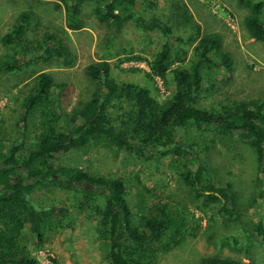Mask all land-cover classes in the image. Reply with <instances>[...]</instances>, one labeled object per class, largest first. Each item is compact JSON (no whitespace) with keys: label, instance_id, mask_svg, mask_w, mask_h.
Instances as JSON below:
<instances>
[{"label":"trees","instance_id":"trees-1","mask_svg":"<svg viewBox=\"0 0 264 264\" xmlns=\"http://www.w3.org/2000/svg\"><path fill=\"white\" fill-rule=\"evenodd\" d=\"M69 3L70 16L66 21L72 31L81 29L78 18L83 0H64ZM107 8L98 5L95 14L100 23L110 22L117 34L133 20L145 32L159 31L166 39L150 63L151 73L164 77L170 69L172 27L158 17L143 18L134 12L135 0H107ZM144 1V0H143ZM147 1V0H146ZM156 0H148V8ZM249 10L244 28L256 41H264V0H237ZM71 3V4H70ZM144 11L147 8L143 7ZM31 12L20 14L16 25L0 40L19 49L16 55L0 60V76L20 71L41 61L54 58L70 63V53L54 36H45L33 46L27 32L34 21ZM193 59L188 68L172 70L175 92L166 104H159L147 88L130 83H116L107 62L90 64L85 74L97 83L88 101L70 114L56 107L53 78L48 73L34 78L32 93L20 107L12 143L0 146V264H40L23 246L24 232L43 243L46 234L62 225L70 209L36 204L32 197L39 190L57 187L74 194L72 210L96 222V233L103 245L105 264H151L164 241H175L185 226L176 222V213L167 205L151 206L144 212L134 210L128 195L131 188L124 178L93 175L87 156L97 147L112 148L117 153L134 155L149 161L156 156H172L174 164L181 162L180 177L190 188L202 208L217 205V213L231 216L236 210L235 196L229 186H218L208 177L206 155L217 142L237 139L249 146L257 157L264 178V98L218 106H199L201 96L211 87L208 75L215 68L232 71L233 60L223 54L217 34L200 37L194 30ZM175 41V42H174ZM176 45V46H175ZM16 50V49H15ZM18 53V54H17ZM218 55L220 58L217 60ZM208 87V88H207ZM127 106V109H126ZM193 133L213 134L210 146L205 140H194ZM100 201V202H99ZM252 241L264 248V224L250 228ZM246 245L233 239L234 251L240 244L248 260L253 243L249 236ZM168 245H170L168 243ZM198 264H244L232 258L207 256Z\"/></svg>","mask_w":264,"mask_h":264},{"label":"rangeland","instance_id":"rangeland-1","mask_svg":"<svg viewBox=\"0 0 264 264\" xmlns=\"http://www.w3.org/2000/svg\"><path fill=\"white\" fill-rule=\"evenodd\" d=\"M99 4L105 6L107 0L97 3L83 0L78 18L89 30L74 33L69 29L68 33L64 27H67L70 11L69 3L64 0H0V39L12 30L20 12L25 9L36 13L33 18L38 19L31 25L28 39L36 45L52 34L66 46L71 58L70 63L60 58L47 63L37 61L20 71L0 76V146H8L16 138L14 132L20 107L32 93L34 78L42 73L52 76L56 86L52 96L56 97L57 109L65 114L91 99L97 89V83L85 74V68L95 61L109 64L116 83L147 88L159 104H166L176 88L172 70L188 68L193 59V46L199 38L194 35L197 26L200 37L219 35L220 51L229 54L233 60L230 73L220 68L209 72L208 85L211 87L201 96L199 106L210 108L220 103L264 98V41H256L248 35L243 22L249 10L237 0H156L150 9L148 0H135L134 12L147 19L160 18L172 27V40L185 41L176 43L178 47L171 52L170 69L163 78L151 73L150 63L165 44L164 36L156 30L139 29L133 20L116 35L115 27L105 28L108 22L97 24L94 10ZM261 18L264 24V12ZM193 38L195 43H189ZM15 51L19 52V49L0 40V60L14 55L21 59L23 66L28 58L16 55ZM216 56L218 60L220 57ZM193 136L191 138L197 141L198 137L204 139L205 146L211 147L213 134L193 133ZM206 156L208 177L218 186H229L235 196L236 210L231 216L219 215L217 205L202 208V201L195 198L179 175L182 163L174 164L172 156H156L146 161L132 154L117 153L112 148L97 147L87 158L93 175L126 179L131 188L128 198L134 210L145 212L151 206L167 205L176 213V222L184 220L182 235L173 242L164 241L151 264H198L207 256L232 258L244 264H264V248L249 235L250 228L256 223L264 224V178L255 152L231 138L224 139L223 145L217 142ZM32 199L41 206L71 210L62 225L48 232L40 245L28 230L24 232L22 245L35 260L40 264H105L104 247L95 230L96 222L71 209L74 204L72 192L48 187L35 192ZM248 236L253 243L251 260L240 244L236 247L238 252L234 251L233 244V239H237L246 245Z\"/></svg>","mask_w":264,"mask_h":264},{"label":"crops","instance_id":"crops-1","mask_svg":"<svg viewBox=\"0 0 264 264\" xmlns=\"http://www.w3.org/2000/svg\"><path fill=\"white\" fill-rule=\"evenodd\" d=\"M93 1H95V3H97V2H99L100 0H99V1H98V0H93ZM92 3H93V2H92ZM109 3H110V1H107V4H106L104 7L107 8L108 5H109ZM43 4H44V3H43ZM96 5H97V4H96ZM96 7H97V6H96ZM135 7H137V5H136ZM24 12H29V11H25V9H24V10H23L22 12H20V13L22 14V13H24ZM80 13H81V12H80ZM33 14L36 16V13H33ZM98 21H99V20H98ZM98 21H97V22H98ZM80 23H81V25H80V26H81V29L76 30V31H72V30H71V31L74 32V33H81L82 30H89L87 27L85 28V27L83 26L81 19H80ZM105 23H106V22H105ZM97 24H102V23L98 22ZM102 25H105V24H102ZM108 26L111 27V26H112V23L108 22V24L105 25V28H107ZM31 27H32V26H31ZM31 27H30V29L28 30V32L31 31ZM112 27H113V26H112ZM113 28H114V27H113ZM68 30H69V29H68L67 27H64V31H65V32H68ZM114 30H115V28H114ZM122 30H123V29H122ZM122 30H121V31H122ZM28 32H27V37H28ZM68 33H70V32H68ZM120 33H121V32H120ZM120 33H119V34H120ZM115 34L117 35L116 32H115ZM91 35L94 36L93 33H92ZM47 36H53V35H52V34H48ZM55 38H56V37H55ZM33 46H34V44H33ZM64 47H66V46L64 45ZM81 47H82V46H81ZM82 48H85V47H82ZM84 50H86V49H84ZM81 52H83V50H82ZM91 53H92V52H91ZM85 54H87V52H85ZM91 55H92V54H91ZM80 56H81V55H80ZM86 57H87V56H86ZM94 63H98V61H95ZM91 64H93V63H91ZM89 65H90V64H89ZM89 65H88V66H89Z\"/></svg>","mask_w":264,"mask_h":264},{"label":"water","instance_id":"water-1","mask_svg":"<svg viewBox=\"0 0 264 264\" xmlns=\"http://www.w3.org/2000/svg\"><path fill=\"white\" fill-rule=\"evenodd\" d=\"M137 4H135V6H136Z\"/></svg>","mask_w":264,"mask_h":264}]
</instances>
